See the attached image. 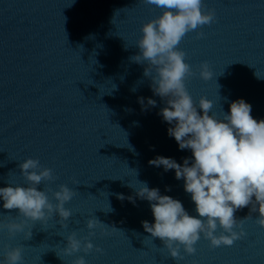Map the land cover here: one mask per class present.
<instances>
[{
	"label": "clouds",
	"instance_id": "obj_1",
	"mask_svg": "<svg viewBox=\"0 0 264 264\" xmlns=\"http://www.w3.org/2000/svg\"><path fill=\"white\" fill-rule=\"evenodd\" d=\"M142 2L161 8L162 14L142 25V36L136 41L139 53L129 59L146 65L143 75L150 79L153 94L165 103L158 115L171 125L167 129L168 135L175 139L180 150L187 149L192 153L191 157L183 158L182 164L159 155L148 164L162 166L165 172L174 170L175 179L183 180L184 191L190 194L196 215H191L179 199L162 195L158 188H149L146 182L139 181V188L128 184L135 190L134 195H116L119 200L127 199L133 205L136 198L149 202L154 223L142 221L144 231L153 239L159 238L169 256L180 261L184 259L181 249L184 254L194 255L195 245L201 238L209 241L213 249L230 247L244 239L247 235L244 223L253 213H258L255 223L264 228V119H255L251 115L252 106L244 99L232 101L229 111L217 118L210 114L213 101L201 96L197 103L187 90L186 81L196 73L186 62V53L178 46L187 33L215 21L214 9L205 10L203 0ZM203 35V32H197L198 38ZM199 76L204 81L213 77L206 61L199 66ZM131 91L135 92L136 88ZM145 99L138 97L142 111L156 106V100L147 98L145 104ZM18 168L27 185L0 187L2 207L8 210L5 218L0 219V230H6L10 237L23 233L25 239H31L35 222L47 223L57 216L58 223L66 228L65 222L72 216V211L65 205L76 191L66 184H59L55 191L50 187L40 190L42 183H54L58 177L53 169L42 166L38 158H27L18 164ZM73 183L79 182L74 179ZM165 190L171 188L166 186ZM246 207L249 208L248 215L238 219L235 213ZM12 210H15V216ZM29 222H32L31 226ZM86 226L89 229L87 236L77 238L73 231L66 237L62 249L65 256L84 253L72 264H87L84 256L93 250L103 254V249L94 246L90 239L96 235L95 229L98 228L101 235L122 231L95 216L87 220ZM22 253V246H6L0 264H22Z\"/></svg>",
	"mask_w": 264,
	"mask_h": 264
}]
</instances>
